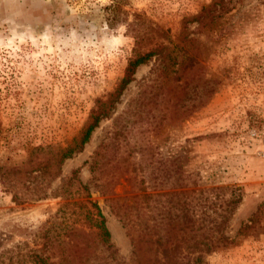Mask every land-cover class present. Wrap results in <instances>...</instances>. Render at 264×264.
<instances>
[{"label": "rangeland", "instance_id": "374dc122", "mask_svg": "<svg viewBox=\"0 0 264 264\" xmlns=\"http://www.w3.org/2000/svg\"><path fill=\"white\" fill-rule=\"evenodd\" d=\"M112 2L0 0V165L27 166L34 146L78 135L140 37L141 50L155 53L52 188L77 170L128 261L142 223L165 231V167L202 187L238 186L242 200L225 229L232 241L205 263L264 264V0ZM61 201L15 204L0 179L6 263L40 248L38 229ZM139 221L131 231L127 222Z\"/></svg>", "mask_w": 264, "mask_h": 264}, {"label": "trees", "instance_id": "16d2710c", "mask_svg": "<svg viewBox=\"0 0 264 264\" xmlns=\"http://www.w3.org/2000/svg\"><path fill=\"white\" fill-rule=\"evenodd\" d=\"M112 5H119V0H113ZM134 43L124 76L107 100H96L87 124L78 135L64 146H34L27 166L0 165L1 182L15 204L48 197L62 200L38 229L40 248L20 254L21 259L15 264H206L207 254L232 241L225 229L242 200L240 187L232 184L202 187L191 174H183L178 167L171 170L165 167V231L152 223H142V237H136L133 242L139 244L135 249L133 246L134 259L128 261L118 255L105 216L99 204L91 199L89 187L79 179L77 170L52 188L64 160L84 148L100 120L107 116L109 107L132 80L137 67L155 53V46L141 50L140 37ZM91 172L97 179L94 166ZM137 223L140 221L127 222L131 231ZM131 239H134L132 234ZM137 250H142L140 257ZM3 254L0 264H11L5 262Z\"/></svg>", "mask_w": 264, "mask_h": 264}]
</instances>
